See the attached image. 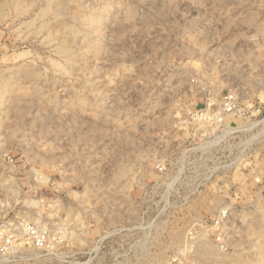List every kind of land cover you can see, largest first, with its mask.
I'll list each match as a JSON object with an SVG mask.
<instances>
[{"label":"rangeland","instance_id":"374dc122","mask_svg":"<svg viewBox=\"0 0 264 264\" xmlns=\"http://www.w3.org/2000/svg\"><path fill=\"white\" fill-rule=\"evenodd\" d=\"M0 264H264V0H0Z\"/></svg>","mask_w":264,"mask_h":264},{"label":"built area","instance_id":"2783aa9c","mask_svg":"<svg viewBox=\"0 0 264 264\" xmlns=\"http://www.w3.org/2000/svg\"><path fill=\"white\" fill-rule=\"evenodd\" d=\"M235 97L233 95H230L228 98H225L224 104H223V111L225 114H233L236 108L235 105ZM222 121V120H220ZM28 229V228H27ZM26 229V235L35 243L37 246H42L45 243V231H40V229H30L27 231Z\"/></svg>","mask_w":264,"mask_h":264}]
</instances>
